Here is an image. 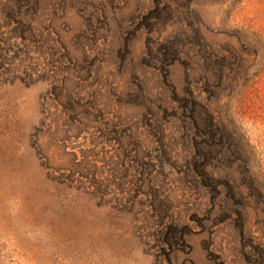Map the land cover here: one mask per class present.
<instances>
[{
	"label": "rangeland",
	"instance_id": "374dc122",
	"mask_svg": "<svg viewBox=\"0 0 264 264\" xmlns=\"http://www.w3.org/2000/svg\"><path fill=\"white\" fill-rule=\"evenodd\" d=\"M0 264H264V0H0Z\"/></svg>",
	"mask_w": 264,
	"mask_h": 264
},
{
	"label": "trees",
	"instance_id": "16d2710c",
	"mask_svg": "<svg viewBox=\"0 0 264 264\" xmlns=\"http://www.w3.org/2000/svg\"><path fill=\"white\" fill-rule=\"evenodd\" d=\"M213 124H214V122L212 123V121H211V127H213ZM214 128H218V126L216 125V124H214ZM219 129V128H218ZM212 136V135H211Z\"/></svg>",
	"mask_w": 264,
	"mask_h": 264
},
{
	"label": "bare ground",
	"instance_id": "6f19581e",
	"mask_svg": "<svg viewBox=\"0 0 264 264\" xmlns=\"http://www.w3.org/2000/svg\"><path fill=\"white\" fill-rule=\"evenodd\" d=\"M70 258V257H69Z\"/></svg>",
	"mask_w": 264,
	"mask_h": 264
}]
</instances>
